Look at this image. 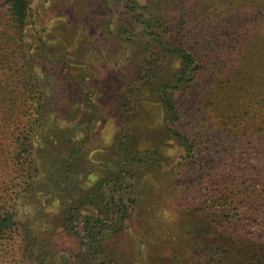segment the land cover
Returning a JSON list of instances; mask_svg holds the SVG:
<instances>
[{
	"label": "rangeland",
	"instance_id": "rangeland-1",
	"mask_svg": "<svg viewBox=\"0 0 264 264\" xmlns=\"http://www.w3.org/2000/svg\"><path fill=\"white\" fill-rule=\"evenodd\" d=\"M138 2L175 22L180 18V0ZM31 3V42L44 37L48 73L55 57L61 61L54 66L56 80L47 76L49 105L37 143L41 176L18 199L24 242L17 249L18 263L243 264L218 251L207 263L204 239L209 233L203 215L207 184L200 179L206 163L198 158L195 165L162 131L166 121L159 88L174 79L181 68L179 57L160 51L125 0ZM158 24L157 31L162 29ZM206 75L220 77L212 71ZM206 75H198L192 92H187L191 88L183 95L182 90L177 92L189 133L204 130L202 116H196L201 115L197 107L209 102ZM225 119L219 117L218 123ZM224 123L220 128L229 135L242 128L236 121ZM128 149L132 156L126 160ZM156 149L161 161L153 159L150 164L143 151L154 157ZM120 196L133 208L123 227ZM75 198L90 202L81 206L83 218L104 224L95 227L100 229L101 249L86 237L83 242L79 215L72 226L81 235L70 229L66 215Z\"/></svg>",
	"mask_w": 264,
	"mask_h": 264
},
{
	"label": "trees",
	"instance_id": "trees-1",
	"mask_svg": "<svg viewBox=\"0 0 264 264\" xmlns=\"http://www.w3.org/2000/svg\"><path fill=\"white\" fill-rule=\"evenodd\" d=\"M125 2L160 51L180 59L174 79L161 84L158 101L166 121L162 131L179 143L195 165L198 158L206 163L200 179L207 184L208 205L203 208L209 233L204 239L207 263L215 260L218 251L219 256L238 258L243 264H264V0H180L177 22L138 0ZM31 5V0H0V264H19L17 249L24 242L18 199L41 176L37 143L49 105L47 76L56 80L55 67L61 61L55 57V67L47 72L44 37L31 42ZM158 22L162 29L157 31ZM208 71L220 77L209 79ZM204 73L209 102L197 107L201 115L196 116H202L204 130L189 133L177 92H192L194 81ZM219 117L225 119L220 124L239 122L241 130L225 133ZM158 150L152 152L154 157L144 150V158L150 164L153 159L161 161ZM215 181L221 187L215 188ZM87 200L75 198L67 211L66 221L78 234L72 222L78 215L83 218L81 206L90 204ZM119 207L123 227L133 208L121 196ZM82 222L83 242L86 237L101 249L100 229L95 227H102V221L93 224L88 216Z\"/></svg>",
	"mask_w": 264,
	"mask_h": 264
}]
</instances>
